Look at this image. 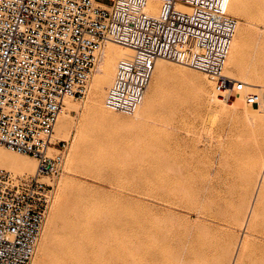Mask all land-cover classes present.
I'll list each match as a JSON object with an SVG mask.
<instances>
[{"label": "built area", "instance_id": "built-area-1", "mask_svg": "<svg viewBox=\"0 0 264 264\" xmlns=\"http://www.w3.org/2000/svg\"><path fill=\"white\" fill-rule=\"evenodd\" d=\"M228 0H0V145L37 160L33 176L0 168V264H32L56 174L68 151L54 138L66 100H82L104 47L119 60L105 105L132 115L155 62L206 74L218 97L264 109V89L226 76L238 21ZM182 6V7H180Z\"/></svg>", "mask_w": 264, "mask_h": 264}, {"label": "rangeland", "instance_id": "rangeland-1", "mask_svg": "<svg viewBox=\"0 0 264 264\" xmlns=\"http://www.w3.org/2000/svg\"><path fill=\"white\" fill-rule=\"evenodd\" d=\"M228 12L238 21L236 36L241 28L248 31L249 45L243 54V61L250 65L252 71L263 70L264 22ZM163 61L170 66L166 80L156 89L153 75L145 97V101H150L156 93L155 107L139 119L109 110L104 122L92 120L86 112L91 94L89 88L90 92L84 99H70L77 109L66 115V107L62 114L67 117L68 128L59 130V124L55 127V138L66 141L68 151L59 171L52 177L42 179L53 187V191L32 264L40 260L46 247L51 248L62 233L63 220L55 215L63 206L64 197L76 195L80 190L99 203L106 219L110 238L106 242L108 261L104 264H112L114 259L116 264L122 261V264L130 263L131 258L137 257L134 245L138 243L139 236L146 233L157 236L151 241L155 248L168 250L172 241L170 237L165 238L166 241L160 240L164 238L163 235L172 236L173 232L191 235L194 230V234L199 233L206 226L203 220L205 224L198 221L201 220L198 215L204 211L218 216V219L213 218L229 225L214 228L212 232H217H211L210 235H225L235 240L233 258L239 253L237 250L240 251V242L249 225H240L237 219L235 221L234 214L240 202L246 207L254 203L258 195L253 182L256 173L264 165V122L253 125L246 120V107L258 109L247 105L242 97L238 98H241L243 107H224L223 101L218 100L214 83L206 74L168 60ZM97 66L98 63L93 70V78L97 74ZM232 69L226 63L224 73L238 80L259 84L258 77H244L232 72ZM201 89L205 91L203 95H200ZM260 109L264 115V109ZM155 116L161 118V123L153 129H147L146 123L152 122ZM2 150L11 151L0 145ZM167 160L183 165L185 174L182 179L174 178L170 169L167 172ZM34 174L25 173L27 176ZM183 189L185 194L182 195L180 190ZM261 198L264 203V194ZM168 206L171 210H168ZM150 214L154 215L150 217ZM155 218L160 224L163 221L160 227ZM140 221L145 222V225ZM164 228L171 230L170 233L163 234ZM186 234L185 237H188ZM113 250L116 251L111 253Z\"/></svg>", "mask_w": 264, "mask_h": 264}, {"label": "bare ground", "instance_id": "bare-ground-1", "mask_svg": "<svg viewBox=\"0 0 264 264\" xmlns=\"http://www.w3.org/2000/svg\"><path fill=\"white\" fill-rule=\"evenodd\" d=\"M228 1H229L228 4L229 11L235 12L239 15L260 19L264 22V0H228ZM248 45H249L248 31L246 29L244 30L243 28H241L239 29L238 35L234 39L233 46L227 60V65L229 67L230 66L233 67L232 72L234 71L240 74L241 76L247 77L251 75L258 77L259 84L250 83L248 81L245 82L255 86H260L264 89V69L260 71L258 70L252 71L250 65L248 63H245V61H243L244 58L243 54L247 49ZM131 55H132V50L120 44L107 43L106 46L104 47L103 52L101 54V58L98 62L97 74H95L94 78L92 76L93 81L91 79L92 83L91 81L89 83V90H91V94H89L90 100L88 101L89 105L87 104L88 107L86 112L92 120L104 122L107 116L109 115L110 109H108L105 105V98L107 91L114 80L116 67L119 60L123 58H127ZM163 60L164 59H158L155 62V68L153 73L154 78L153 77L152 78L154 79V85L156 89L165 82L170 68L169 64ZM261 60L264 62V57H262ZM90 85H91V89H90ZM204 92H205L204 89H201L200 95H203ZM218 100L223 101L220 98ZM155 102H156V93L153 95L150 101L147 99L136 110V112L132 114L134 119L141 118L146 111H152L153 108L155 107L156 104ZM223 102L221 103L224 107L227 106L226 108H228V106L233 109H237L241 106L243 107V102L241 98H236L230 103L226 101ZM66 107L68 109L66 115H68V113L71 112L72 110L77 109V106L71 103L70 99L66 100ZM246 109L248 111L246 120L250 124L257 125L264 122V115L261 114V112H263L261 109L257 108L258 110H254L247 107ZM66 115H62L60 118H58L59 120L57 121V126L59 124V130H65L68 128L67 122L65 120L67 118ZM152 119H153L152 122L150 121L149 123L148 122L146 123L145 127L147 129L155 128L158 125V123H161L162 121L161 118H159L158 116H155ZM54 138H55V134H54ZM167 161L172 162V160L171 161L167 160ZM169 162L165 164L169 166V168L166 167L167 172L170 169L171 174L174 173L175 175V176L173 175L174 178L182 179L185 174V168L183 167V165H181L180 163H179L180 165H178V163L176 164V162L174 161L172 163ZM4 167L5 169L17 175H23L25 173L34 174L37 169V160L32 156L29 157L28 155L19 154L12 150L11 151L2 150L0 151V168H4ZM171 178L173 179L172 176ZM253 185L254 187H256L258 192V193L256 192L258 194L257 196H255L256 198H254L256 200L254 201V203L246 207H244L243 206L244 204L242 205L240 202V205L237 206L239 207L237 209L238 211L234 214L235 221L237 219L240 225H244V224L249 225L248 231L247 233H245L246 235H244V239L242 237L243 241L241 239L240 240L242 242L239 241L241 243V246L237 248L240 249V251L237 250V252L239 253L235 258H233L235 240L233 241L232 239L228 238L225 235H223L222 237L214 236L216 234L212 236L210 235V233L214 228L216 229L221 226L226 227L227 224L217 221L215 218H217L218 216L217 217L213 216V214L211 215V213L209 215L207 211H204L201 212L200 215H198V217L201 218V220L199 218H197V220L199 219L198 221L200 222L203 220L206 223V226L204 227V229L201 228L203 229V231L200 229V232L197 234H194L195 233L194 230V233L192 234L190 233L191 235L185 233L186 235H188V237L187 236L185 237V234L183 236L180 234H175L176 232L174 233L172 231L173 235L171 236L169 234L170 236H168V234H165L164 232H168L169 230L164 228L165 229L163 231V234H165L163 235L164 238L161 239L159 238V239L166 241L167 239L165 238L170 237L172 244H170L171 247L169 246L168 248L167 245L169 244L167 243L166 246L168 250H163L162 247L160 249L159 247L158 248L154 247V244H152L151 241L154 238V236L157 239L156 235H153L152 233H148V235H146L147 233L144 235H140L137 240L138 243L134 245L135 246L134 252H136L137 254L136 257L137 259L135 257L134 259L130 257L132 261L128 259V261H130V263L128 264H264V203L261 200L262 199L261 197L264 194V165L256 173ZM184 190L185 189L180 190L182 191L181 194L183 193ZM177 193L179 194L180 192ZM177 193L175 194L177 195ZM169 195L170 194H168V196ZM171 197L173 196L171 195ZM185 197L187 198V196ZM173 202H171L172 206H173ZM62 204L63 206L59 208L58 212L55 215L56 218L58 217L63 220L64 224L62 227V233L51 248L46 247L45 251L42 254V257L40 258V260H36L35 264H104L106 260L108 261L107 257L109 256L108 253L109 251L106 242L108 238H110L108 237L109 230L106 226L105 216L103 215V212L99 208L100 207L99 203L96 202L93 199V197L90 196L88 193L80 190L77 192L76 195H66L63 199ZM170 206H168V208ZM152 210H154V208ZM168 210L171 209L169 208ZM157 214L156 216L159 215ZM151 215L152 214H150V217H152L154 214L152 216ZM158 219H160V217ZM158 219L155 218L156 222L158 221ZM155 220L153 221L155 222ZM147 221L148 220H146V222ZM141 222L142 221H140V223ZM204 222L203 224H205ZM142 223L145 225V222ZM159 224L160 222L158 221L157 226H159ZM161 224H163V221H161ZM203 226L204 225H202V227ZM142 227L144 228V226ZM171 228L172 226L170 227V229ZM170 231L168 233H170ZM177 232H179V230ZM214 232L216 233L217 231ZM156 239L154 240L156 241ZM170 239H168V242ZM114 251L116 250L111 251V253H113ZM125 258L127 257L125 256ZM114 260L113 263L115 262ZM124 262L126 263L127 261Z\"/></svg>", "mask_w": 264, "mask_h": 264}]
</instances>
